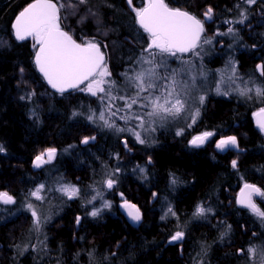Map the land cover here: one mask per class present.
I'll use <instances>...</instances> for the list:
<instances>
[{
  "label": "snow or ice",
  "instance_id": "snow-or-ice-1",
  "mask_svg": "<svg viewBox=\"0 0 264 264\" xmlns=\"http://www.w3.org/2000/svg\"><path fill=\"white\" fill-rule=\"evenodd\" d=\"M85 2L86 0H80L82 4ZM132 2L133 0H128L130 6ZM246 2L252 4L255 0H246ZM132 10L135 12L139 27L149 37V44L145 49V51L149 52V57L143 58L142 63L148 64L150 67L137 72L135 76L127 77L134 91L118 97L113 95L115 82L106 79L110 73L105 64L101 46L94 40L78 43L68 32L64 31L59 22V7L56 3H53V0H34L33 3L19 13L13 25L15 36L18 40L23 41L31 37L35 42L33 46H38L35 63L48 84L61 94L69 89L87 91L92 96L102 94L98 98L104 104V109L99 111L98 115L95 111L92 112L87 119L90 122H95L98 119L103 122V126L116 128L117 131H130V129L117 128L114 121H111L112 117L117 116L121 112L125 114L119 116V119H123L125 122L129 119H136L139 121L138 127L143 128L145 117H148L151 123L155 120L164 121L169 116L179 117L181 113L186 111L188 83L178 80V73L175 70L171 73L158 72V68L165 66V61L163 59L156 61L155 56L157 52L176 56L177 53L182 54L192 51L199 46L201 34L204 32L203 23L199 19L188 12L170 8L165 3V0H145L144 6L140 8L133 7ZM211 13L212 9L209 8L205 13V17L211 19ZM241 15L243 16V12ZM228 31L232 32L233 30L229 28ZM204 42L208 43L209 41L205 40ZM153 49L156 52H153ZM258 70L264 76V65L258 66ZM194 79L195 77H193ZM86 81L85 88H81L80 85L85 84ZM106 84L108 85L107 89L104 87ZM219 91L218 87L217 92ZM256 93L264 96V90L260 88L256 89ZM241 94L245 93L242 92ZM117 99L123 101V104H114L113 101ZM203 100L204 97L201 96L200 102L203 103ZM133 106L145 111L142 113L133 111ZM113 108H115V111H113ZM198 116L199 110L197 109L192 114L193 123H195ZM256 117L258 126L261 130H264V108L256 113ZM133 134L141 144L145 142L141 138L140 132H134ZM182 134L183 130L177 132V135ZM212 135L211 132H204L193 137L190 143L195 147H200ZM90 140H95V137L86 136L81 142L88 144ZM229 146L238 147L235 137L221 139L216 144V147L221 151ZM3 150L0 147V151ZM55 156L56 149L48 148L35 157L34 166L40 168L43 164L51 163ZM232 167H237L235 160L232 161ZM114 182L111 176L104 181L109 189L113 187ZM43 188L44 185H40L31 195L37 200H42L43 197L40 193ZM58 190L67 195L69 199L79 193V189L71 185H62ZM97 196H100L99 192ZM254 196L264 199V190L255 185L245 183L239 193L237 202L264 220V210H261L254 202ZM93 199H96V197H93ZM0 203L14 204L15 199L8 192H0ZM123 206L129 209L128 215L133 221H140L139 209L127 202ZM104 207H111V205L105 201ZM28 208L32 210V216L36 218V225L39 226L40 219L37 212L31 204L28 205ZM169 211L171 212V209ZM204 213L205 209L198 206L195 214L203 215ZM90 214L96 217L99 215V210H93ZM79 222L80 218L77 217V224ZM183 237L184 233L177 231L171 237V240L180 241ZM248 251L250 254L255 255L254 248H249Z\"/></svg>",
  "mask_w": 264,
  "mask_h": 264
}]
</instances>
